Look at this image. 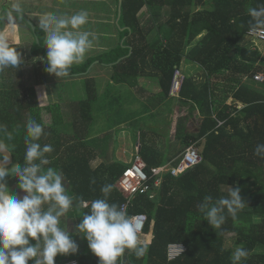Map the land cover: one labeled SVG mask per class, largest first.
I'll list each match as a JSON object with an SVG mask.
<instances>
[{
    "label": "trees",
    "instance_id": "obj_1",
    "mask_svg": "<svg viewBox=\"0 0 264 264\" xmlns=\"http://www.w3.org/2000/svg\"><path fill=\"white\" fill-rule=\"evenodd\" d=\"M112 1L117 21L120 15L114 27L124 28L118 33L119 43L73 66L68 76H86L85 95L71 105L75 130L94 122V110L104 112L105 123H108L105 101L101 100L104 96L98 94L97 81L88 78L95 64L111 68V80L116 85L135 87L139 76H155L165 96L170 95L175 71H183L184 60L203 71L198 77L185 75L179 96L182 104L191 107L190 113L199 112V132L177 134L185 147L195 144L200 147L204 141L203 161L179 178L166 175L154 199L137 197L129 215L145 213L148 216L145 234L150 233L153 224L154 238L150 245H145L147 251L143 257L127 256L125 264H232L231 255L237 246L249 251L243 264H264V159L254 154L255 146L264 143V84L254 80L257 73L264 74L260 64L264 43H257L256 50L252 49L248 36L251 18L247 11L264 5V0ZM165 8L169 9L167 15L163 13ZM144 9L149 14L146 24L141 19ZM32 33L34 42L29 52L17 47L24 63L17 69L0 71V124L6 125L13 136L11 141L0 136V141L14 151L15 163L23 164L25 125L29 118L35 119L47 133L40 143L51 144L54 149L47 154L50 164L45 167L63 174L71 185L69 194L77 201L89 202V208H80V216L89 211L92 200L102 198L101 188L105 184L113 186L109 202L122 205L124 198L116 184L126 167L114 163L91 169L93 157L89 156V146L83 142L90 130L84 134L78 131V149L73 145L62 150L65 143L56 138L57 127L63 122L58 105L46 108L52 114L53 126H44L36 89L27 86L24 74L28 60L34 59L37 85H46L37 79L47 66L45 33L39 27ZM39 58L43 60L37 61ZM154 147L143 136L141 154L149 169L165 163ZM226 186H239L246 206L235 219L228 216L222 228L215 230L204 220L197 205L207 195L214 199L226 195ZM14 191L19 195L18 188ZM230 233H236L232 248L226 244ZM82 243L79 254L57 256L56 264L70 261L99 264L84 238ZM175 243L184 244L187 251L169 262L168 247Z\"/></svg>",
    "mask_w": 264,
    "mask_h": 264
},
{
    "label": "clouds",
    "instance_id": "obj_2",
    "mask_svg": "<svg viewBox=\"0 0 264 264\" xmlns=\"http://www.w3.org/2000/svg\"><path fill=\"white\" fill-rule=\"evenodd\" d=\"M12 9L16 14L20 13L18 0L12 4ZM247 11L251 18L250 30L264 32V5ZM9 16L12 17V13ZM88 22L86 11L63 16L48 13L39 20V27L45 33V71L48 74L58 80L66 78L73 65L84 61L96 39L93 33L84 30ZM23 63L17 47L0 32V71L17 69ZM25 133L23 164L15 163L9 167L10 155H5L8 146L0 141V264H29L30 261L32 264H56L57 256L79 252V245L68 231L66 219L62 218H66L70 210L89 208V202L77 201L69 194L63 174L45 167L50 164L47 154L54 149L51 144L40 143L47 135L42 125L29 118ZM0 136L9 141L13 139L4 124H0ZM254 154L264 159V143L255 146ZM8 177L18 180L16 187L23 195L11 190ZM112 190L111 184L102 186V198L91 201L89 211L83 214L75 228L76 233L87 241L99 264H125L127 256L140 258L147 251L139 238L140 224L136 218L130 216L123 205L109 202ZM245 206L240 187L226 186V195L215 199L207 195L197 208L203 213L204 220L217 230L222 228L228 216L235 219ZM229 235L236 236V233ZM248 256L246 248L237 246L231 255L232 264H243Z\"/></svg>",
    "mask_w": 264,
    "mask_h": 264
},
{
    "label": "crops",
    "instance_id": "obj_3",
    "mask_svg": "<svg viewBox=\"0 0 264 264\" xmlns=\"http://www.w3.org/2000/svg\"><path fill=\"white\" fill-rule=\"evenodd\" d=\"M251 44L252 49L256 50L257 44L253 39H251ZM182 68L185 75L189 74L198 77L203 73L199 66L191 64L187 60H184ZM108 69L112 73V69ZM150 73L155 74L154 72ZM137 81L138 84L135 87H130L116 85L111 80V75L108 77V85L103 92L105 94H102V96H106L101 97V100L105 101L108 95V127L103 130L98 129V124H103L106 117L98 113L104 119L98 123L96 120L97 110H94L93 117L95 116L96 118L94 117L93 123L90 122L91 125L88 123L86 126L75 130L73 125L75 116L72 114L71 105L77 103L78 99L83 96L73 99V101L69 100L67 105H62V100L54 103L53 105H58L61 108L63 116L62 124L57 127L58 134L56 136V138L62 139L65 143L61 149L65 150V147H72L73 145L78 149V143L76 142V139L79 137L78 131H83L82 133L84 134L90 130V134L86 136L83 142L89 146V156L93 157L90 159L91 169L96 170L102 164L111 165L114 163H119L121 166L127 168L137 154L142 157L143 136H145V139L150 141L152 145H155L154 148L160 158L165 160V163L160 166L174 163L178 159V143H183V140H180L177 134L180 131L183 136L198 134L201 122L199 112L195 110L190 113L191 107L187 104H182L179 98L172 97L171 95L165 96L159 78L143 74L139 76ZM51 85L53 83L37 86L36 92L40 89V91L45 92L47 99H49L48 90ZM46 112L48 115L50 114L48 111ZM119 114L121 118L118 117ZM50 116L48 121L42 118L46 128L53 126L52 114ZM81 149L84 151V148ZM68 153L70 154L71 152ZM145 163L147 164L146 161ZM67 186L70 193L71 185L69 182H67ZM69 214H72V216L70 217ZM81 219L80 208L70 210L67 214V220L73 225L75 223L79 224ZM73 233V239L80 245V240H77L75 232ZM139 238L144 245H150L154 238L153 224L150 233ZM81 242H83L82 236ZM81 251L82 249L79 250L78 254Z\"/></svg>",
    "mask_w": 264,
    "mask_h": 264
},
{
    "label": "rangeland",
    "instance_id": "obj_4",
    "mask_svg": "<svg viewBox=\"0 0 264 264\" xmlns=\"http://www.w3.org/2000/svg\"><path fill=\"white\" fill-rule=\"evenodd\" d=\"M15 2H17V0H0V22L2 25L3 19H5L6 22L5 28L1 32L12 41L13 45H15L16 47H20V49L24 48L27 52H29V49L34 42L32 28L28 24L27 20L36 25V27H39V20L48 13L57 16L72 15L81 11H86L88 13L89 22L85 26L84 30L93 33L96 39L93 41V47L88 51L82 63H84L91 57L110 50L111 47H116V45L119 43L118 33H120V30H124V28L119 29L118 25L115 26L117 30L114 27V23L117 22L115 13L116 10L115 2H111V0H18L21 6L19 14H16L12 9V4ZM168 12L169 9L165 8L163 13L164 15H167ZM10 13H12V17H14V19L9 16ZM141 19L144 24H146L149 20V14H147V11H145V9L144 15ZM152 37L153 34H151L149 38L151 39ZM37 44L39 43L37 42ZM260 46L262 47L263 45ZM42 60L43 58H39L37 61L40 62ZM34 62V59L28 60L27 65L24 67V74L27 86H32L36 89L38 85L34 75ZM260 64L262 65V67H264V55ZM110 75L111 71L106 67L100 66L99 64H95L90 68L88 78L95 77L94 79L97 81V89L100 96H102V94H105L103 92L105 87L108 85L107 82ZM37 79L40 83H53V85H51L49 87L50 89L48 90L49 99H47L45 92L40 91V89L37 91V104L43 120L48 121V119L51 117L50 114L48 115V113L46 112V108L48 106H52L54 103L60 102L61 100L63 102L62 105H67V102L69 100L73 101V99H78L79 97L85 95L86 76L67 77L58 80L54 75H50L43 70L37 76ZM1 84L2 80L0 78V89ZM105 96L106 95H104V97ZM105 99L106 100L103 106H105L106 108L105 111L108 112V95ZM65 111L67 112V110ZM101 115L105 116L104 112H102ZM96 120L98 121V123L104 120L98 115V112ZM98 127L99 130H103L104 128L108 127V123L104 122L103 124H98ZM201 143L202 146L200 147H198V144H195V146H197L200 151L203 150L204 141H202ZM178 146V158H180L187 147H185V144H183L182 142L178 143ZM9 178L10 177H8L7 180ZM15 189H17V187ZM19 195H23V193L20 191ZM65 219V224L68 228V231L72 234V236H74L73 232H75L77 240H80L79 250H81L83 248L81 235L78 232L76 233L75 231L76 225L78 224L75 223L73 225L67 220V217ZM232 238L233 236L229 235L226 243L227 247H234V240Z\"/></svg>",
    "mask_w": 264,
    "mask_h": 264
},
{
    "label": "built area",
    "instance_id": "obj_5",
    "mask_svg": "<svg viewBox=\"0 0 264 264\" xmlns=\"http://www.w3.org/2000/svg\"><path fill=\"white\" fill-rule=\"evenodd\" d=\"M248 36L257 43H264V32L250 31ZM186 80V76L181 69H177L174 74L172 88L170 95L175 98H179L181 89ZM254 80L258 83L264 84V74L257 73L254 76ZM203 161L202 151L195 146L191 145L180 156L179 161L174 164L157 166L148 168L143 158L137 154L133 162L128 166L118 180L116 188L123 196V206L125 211L129 214L130 209L133 207L135 200L139 196H148L150 199L156 197V189H159L163 179L166 175L179 178L187 171L197 167ZM136 218V222L140 224L139 237L144 235L146 224L148 222V216L145 213H139L132 215ZM187 248L184 244L175 243L168 247V261H175L183 254H185ZM62 264H79L77 261L65 262Z\"/></svg>",
    "mask_w": 264,
    "mask_h": 264
},
{
    "label": "water",
    "instance_id": "obj_6",
    "mask_svg": "<svg viewBox=\"0 0 264 264\" xmlns=\"http://www.w3.org/2000/svg\"><path fill=\"white\" fill-rule=\"evenodd\" d=\"M119 13H120V8H119ZM119 19H120V15L118 17V21H119ZM27 22L30 25V27L32 28V31L35 32L36 31V26L32 22H30L29 20H27ZM5 26H6V22H5V19H3V25H2V27L0 29V32L4 30ZM37 42L40 43L39 39H37ZM45 62H46V57H45ZM5 155H10V163H11V161H12V155H11V152L8 149H7V153H5ZM10 163H9V165H10Z\"/></svg>",
    "mask_w": 264,
    "mask_h": 264
},
{
    "label": "flooded vegetation",
    "instance_id": "obj_7",
    "mask_svg": "<svg viewBox=\"0 0 264 264\" xmlns=\"http://www.w3.org/2000/svg\"><path fill=\"white\" fill-rule=\"evenodd\" d=\"M13 46H15V45H13ZM0 78H1V76H0ZM9 151L11 152V155H12V161H11V163H10V165H9V167H11L12 164H15V153H14V151H11L10 149H9ZM8 184H9V187H10L13 191L16 190V189H15V188H16V179H15V178L10 177V178L8 179Z\"/></svg>",
    "mask_w": 264,
    "mask_h": 264
}]
</instances>
